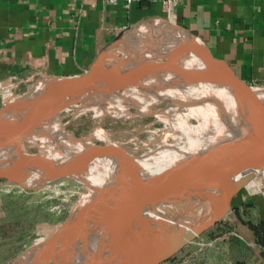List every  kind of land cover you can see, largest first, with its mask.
I'll return each mask as SVG.
<instances>
[{
  "label": "water",
  "instance_id": "obj_1",
  "mask_svg": "<svg viewBox=\"0 0 264 264\" xmlns=\"http://www.w3.org/2000/svg\"><path fill=\"white\" fill-rule=\"evenodd\" d=\"M169 21L161 18L124 28L99 49L83 74L44 76L45 85L38 91L30 90V81L7 89L0 107V179L33 190L59 178L80 182L74 176L81 174L92 159L101 157L111 160L118 177L128 183L127 194L121 200L107 201L112 187L104 189L84 208L72 210L54 234L22 251L10 264H164L221 225L236 199L264 169V84L254 85L240 78L201 37L179 24V36L128 51L132 44L127 42L132 37L138 43L143 37L135 31L137 26ZM169 50L162 60L161 54ZM180 51L194 54L201 64H185L177 54ZM154 75L227 87L239 108L240 126H233L225 115L229 138L189 154L150 177L141 174L138 156H120L108 143L96 142L86 152L62 163L43 162L37 152L22 150L30 134H49L47 127L65 108L96 104ZM30 169L41 172L45 182L40 187L24 184L22 174ZM193 192L196 200L209 203L203 218L193 223L181 218L179 225L174 219L163 223L157 217L183 205ZM95 222L106 229L94 248L87 236ZM83 230L87 235L76 241Z\"/></svg>",
  "mask_w": 264,
  "mask_h": 264
},
{
  "label": "crops",
  "instance_id": "obj_2",
  "mask_svg": "<svg viewBox=\"0 0 264 264\" xmlns=\"http://www.w3.org/2000/svg\"><path fill=\"white\" fill-rule=\"evenodd\" d=\"M172 17L240 78L264 84L263 0H0V107L11 86L83 74L124 28ZM240 197L264 220V190Z\"/></svg>",
  "mask_w": 264,
  "mask_h": 264
},
{
  "label": "bare ground",
  "instance_id": "obj_3",
  "mask_svg": "<svg viewBox=\"0 0 264 264\" xmlns=\"http://www.w3.org/2000/svg\"><path fill=\"white\" fill-rule=\"evenodd\" d=\"M176 24L175 18L172 17L166 24L137 26L135 31L143 37L139 43L135 37H132L127 42V45L132 44V47L128 48L126 45L128 51L141 50L144 46L179 36ZM177 31L178 33L175 34L174 32ZM170 52L171 50L161 54L162 58H160L164 60ZM177 54L189 66L201 64L200 59L192 53L180 51ZM155 60L158 59L155 58ZM170 77L169 75H154L146 78L139 85L120 90L110 98L96 104L89 106L76 104L67 107L64 114L61 115L62 111L47 127L49 134H30L25 138L21 146L22 150L32 153L30 148L36 147L43 162L62 163L86 152L96 142L108 143L118 151L120 156H138V162L142 167L141 174L144 177H150L189 154L205 150L229 138L231 132L225 115L229 117V122L233 126H240L242 118L239 108L227 87L215 82L171 81ZM43 79L40 87L34 85L31 90H40L46 82L45 77ZM87 112H91L98 120L104 116L134 120L152 117L150 121L140 120L138 127L147 131L148 140L134 139L139 145L136 149L129 150L130 148H125L121 142L113 138L109 130L102 126L93 129L89 135L75 138L67 130L69 122L67 123L64 119L66 116L75 117ZM155 124H158L159 128H156ZM82 170L81 174L74 177L85 185V194L73 210L84 208L108 187L112 189L107 201L118 202L127 194L128 183L118 177L115 164L111 160L96 157ZM22 175H25L24 184L26 186L40 187L45 182L41 172L35 169H30ZM247 188L250 192L264 190V169L256 174ZM208 206L209 203L204 202L203 199L196 200L193 192L183 205L171 207L170 211L157 217L162 218L163 223L168 219H174L176 223H179L182 221L181 218L193 223L194 219H200L206 215ZM92 226V232L87 237L90 238V245L95 248L105 233L106 227L97 222ZM86 235L87 232L83 230L76 236V241L82 240Z\"/></svg>",
  "mask_w": 264,
  "mask_h": 264
},
{
  "label": "rangeland",
  "instance_id": "obj_4",
  "mask_svg": "<svg viewBox=\"0 0 264 264\" xmlns=\"http://www.w3.org/2000/svg\"><path fill=\"white\" fill-rule=\"evenodd\" d=\"M43 81L44 79L38 80L35 85L40 87ZM152 119L142 117L140 120ZM140 120L111 116L98 120L91 112L75 117L66 116L64 119L69 122L67 130L74 136L89 135L93 129L102 126L125 148H130L129 150H134L139 145L134 139L148 140L147 131L138 128ZM154 126L159 128L158 124ZM30 150L39 151L36 147H31ZM84 186L82 182L72 178H59L38 190H33L0 179V264H10L22 251L40 239L54 234L71 211L79 205L85 194ZM240 198L239 196L236 199L232 212L221 225L176 255L181 264H231L237 258L246 260L248 264H264L260 248L253 241L251 231L238 219L236 210L243 204ZM227 222L235 224L233 231L211 237ZM230 236L243 240L245 245L232 246L226 240Z\"/></svg>",
  "mask_w": 264,
  "mask_h": 264
},
{
  "label": "trees",
  "instance_id": "obj_5",
  "mask_svg": "<svg viewBox=\"0 0 264 264\" xmlns=\"http://www.w3.org/2000/svg\"><path fill=\"white\" fill-rule=\"evenodd\" d=\"M238 219L241 223H243L252 233L253 241L260 248L261 257L264 260V220H262L257 213L253 210V204L246 203L237 208ZM235 224L232 222H227L224 226H222L219 230L213 233V236H222L227 232H231L234 230ZM227 242H230L232 246H242L245 245L243 240L230 236L226 238ZM166 264H181L177 260V256H174L167 262ZM231 264H248L246 260L237 258Z\"/></svg>",
  "mask_w": 264,
  "mask_h": 264
},
{
  "label": "built area",
  "instance_id": "obj_6",
  "mask_svg": "<svg viewBox=\"0 0 264 264\" xmlns=\"http://www.w3.org/2000/svg\"><path fill=\"white\" fill-rule=\"evenodd\" d=\"M131 0H128V3L130 2ZM264 1V0H263Z\"/></svg>",
  "mask_w": 264,
  "mask_h": 264
}]
</instances>
